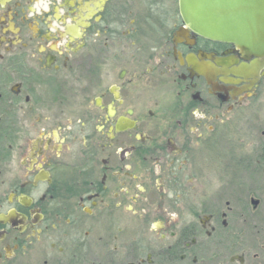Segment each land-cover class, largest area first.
<instances>
[{"label":"flooded vegetation","instance_id":"1","mask_svg":"<svg viewBox=\"0 0 264 264\" xmlns=\"http://www.w3.org/2000/svg\"><path fill=\"white\" fill-rule=\"evenodd\" d=\"M249 64L179 0H0V264H264Z\"/></svg>","mask_w":264,"mask_h":264},{"label":"water","instance_id":"2","mask_svg":"<svg viewBox=\"0 0 264 264\" xmlns=\"http://www.w3.org/2000/svg\"><path fill=\"white\" fill-rule=\"evenodd\" d=\"M179 8L196 34L231 44L250 70L264 67V0H179Z\"/></svg>","mask_w":264,"mask_h":264},{"label":"rangeland","instance_id":"3","mask_svg":"<svg viewBox=\"0 0 264 264\" xmlns=\"http://www.w3.org/2000/svg\"><path fill=\"white\" fill-rule=\"evenodd\" d=\"M256 105L250 107L247 111L246 117H239V119H247L251 121V131L255 137H260V132L264 131V95L262 98L255 102ZM2 133V130H0ZM0 133V134H1ZM140 237V239L151 240L152 238L158 237L157 235H121L122 247L117 253V255L113 256V260L116 263L125 264L130 259V255L132 252V244L136 237ZM94 253H88V255L79 256V259L75 262H71L70 264H116L113 261L107 260L102 261L101 256L99 255V249L95 247L93 250Z\"/></svg>","mask_w":264,"mask_h":264}]
</instances>
